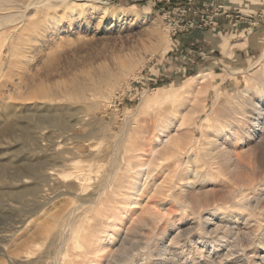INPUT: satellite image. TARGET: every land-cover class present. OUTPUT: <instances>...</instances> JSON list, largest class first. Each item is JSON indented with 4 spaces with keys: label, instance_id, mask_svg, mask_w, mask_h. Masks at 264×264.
Listing matches in <instances>:
<instances>
[{
    "label": "rangeland",
    "instance_id": "1",
    "mask_svg": "<svg viewBox=\"0 0 264 264\" xmlns=\"http://www.w3.org/2000/svg\"><path fill=\"white\" fill-rule=\"evenodd\" d=\"M102 1L115 9L124 8L125 13L102 14L98 10L99 4L93 0H0V23L3 24L0 29V134H9V139L0 136V175L8 183L0 186V236L10 235L9 231L14 226L20 230L14 238L15 242H9L8 251L15 250L16 245L27 238L36 237L38 225L51 214L68 207L72 200L69 195L53 199L44 209L49 213L41 212L30 217L32 206L18 211L12 209L14 205L11 203L12 199L22 197V189L36 188L38 183L27 180L28 184L24 186L18 183L14 185L11 181L13 174L39 169L49 164L54 154H63V151L67 152L64 156L69 167L89 168L93 165V170H96L101 165L103 169L100 167L99 170L103 174L117 167L119 172L115 170L116 176L107 190L110 191L109 195L106 194V200L111 198V201L108 200L106 207L112 205V209L116 206L121 210V199L115 201L112 191L116 190L118 181L124 179L126 185L136 171L135 164L146 143L143 137L151 136L165 117L172 114L175 106L185 102L184 99L190 101L191 105L196 100L194 89L189 94L185 91L190 90L197 76L208 74V91L200 93L198 97L202 111L189 128L173 132L178 136L191 132L196 144L201 140L202 130H207L211 124L217 125L220 120L224 111L221 102L238 98L243 89L254 86L256 75L264 73L263 59L262 65L256 69L257 74L250 76L248 71L231 78L227 75L228 71L237 69L247 71L264 55V0H234L233 3L229 1L215 6L208 5L210 3L206 1L207 8L199 7L198 3L203 4L202 1L191 0L178 6V9L170 6L172 2L168 1H162L168 6H161L156 0L137 6L136 3L126 4L124 0ZM254 1L262 5L258 11L250 7ZM30 4L33 6L30 7ZM64 4L77 9L65 11L61 8ZM23 6L28 7L26 14L23 13ZM182 11H186V14H181ZM165 13L172 19H166ZM24 15H27V19ZM170 22L173 25L178 23L179 31L176 34ZM157 29L164 33L166 39L160 44ZM243 41L246 45L239 47L237 43ZM13 49L21 52L18 57L11 53ZM182 86H185L184 91L178 93L180 97L176 105H172L170 100L145 102L146 98H154L160 89ZM212 109L215 111L210 114ZM54 118L67 121L81 118L85 126H76L70 133H77L78 139L75 136H67L66 140L55 139L58 146H52L48 151L46 146L49 144L47 141L40 142V136L42 133L52 137L58 135L51 125ZM40 125L43 127L37 129ZM136 145H139V149ZM246 146L239 144L238 151L245 154L250 150ZM258 152L251 158L246 155V161H243L246 167L239 170L238 178L254 180V173L264 171V162L263 166L257 162L261 157ZM95 154L100 158L96 160ZM132 162H135L134 166ZM178 162L184 168L188 157L184 156ZM51 164L56 167L50 165L49 168L60 170L58 162ZM163 178H159L158 187L164 184L161 183ZM236 180L234 178L229 182L226 178L217 177L207 184L195 185L191 195L188 194L195 204L198 200L206 202L205 206L213 202L221 204L218 217L208 226L202 224V219L207 217L205 207L197 210L195 204H191L192 200L181 202L176 199V189L163 193L158 187H152L139 195L135 205L124 207V221L120 230L103 244L110 250L124 244V264H232L242 256L243 251L253 255L251 249L245 250L242 245L246 239L240 238L239 243L238 238L243 237L249 226L243 217H252L251 221L256 226L255 214H249L242 208L235 210L231 203L223 202L231 200L225 196L238 184ZM257 180L256 177L254 182L257 183ZM262 181L261 184H264ZM170 192L171 197H168ZM31 196H23L22 200L27 201ZM92 217H96L94 227L101 225L106 218L104 215ZM16 219H26L27 222L25 225L18 224L19 220ZM218 225L221 226L215 231L216 236H225V240L206 244V240L212 237H206L207 233L213 232ZM259 235L262 233H258L254 239L263 237ZM157 242L167 249L166 257L152 252ZM92 247L89 245L87 251L91 252ZM0 264H9L2 255Z\"/></svg>",
    "mask_w": 264,
    "mask_h": 264
},
{
    "label": "bare ground",
    "instance_id": "2",
    "mask_svg": "<svg viewBox=\"0 0 264 264\" xmlns=\"http://www.w3.org/2000/svg\"><path fill=\"white\" fill-rule=\"evenodd\" d=\"M93 1L99 4L98 10L101 11L102 14L108 15L114 12L119 14L125 13V11L123 10L124 8L115 9L107 3H104L102 0ZM31 5L32 4H30L29 6L31 7ZM23 8L25 9H23V13L26 14L28 7L23 6ZM61 8L65 9V11L66 9H69V12H72L74 9H77L75 7L70 8L66 4H64ZM7 18L5 17V19ZM24 18L27 19V15H24ZM21 20L23 19L21 18ZM0 22L2 21L0 20ZM32 23H34V21H32ZM2 27L3 24L0 23V29ZM156 32L158 33V43H163L166 40L164 37V33H162L160 29H157ZM237 44L239 45V47H243L244 45H246V42L243 41ZM11 53H14V55L18 57L21 52L13 49ZM13 57L14 56L12 55V58ZM263 59L264 55L254 65L246 69L247 71L237 69L233 71H228L227 75H229V77L231 78L235 75H244L248 73V71V74L250 76H252L253 73L257 74L256 69H258V67L262 65L261 63ZM245 77H247V75H245ZM207 80L208 74L201 75L199 78L197 76V79L191 84L192 87L190 88V90L185 91L186 94H189L190 91L194 89L193 95L196 100L193 99V104H189L190 101L184 99L185 102L177 107L175 106L172 114L165 117V121L162 122V124L156 128V130L152 133L151 136L145 137L146 139H144L143 137L142 140L143 142H145L144 140H146V143L143 144L144 146L143 148H141L142 150L140 149L142 151V154L139 155V160L136 158V160H138V162L136 161L137 164H135L136 171H134V174L131 173L132 171L128 172L129 175L131 173L133 176L129 178L127 183L125 181L126 185H124V179L122 178L123 180H121L119 178L121 181H118L116 190L112 191L113 198L115 199V201L119 202V200L121 199V202H119L121 203V210H118V207L115 206L116 203L114 202V200L112 202H114L113 204L115 208L112 209V205L109 208L106 207V205L109 204H107L108 200L111 201V198H109V196V199L106 200V194L109 195L110 191L109 190L107 192V190L111 188L113 180L116 176V172H119L117 167L114 170L109 169L107 173L103 170L106 174H103L99 170L101 165L100 167L98 166L96 170H93V165L89 168L78 167L74 165H70L69 167L66 164L68 160L66 156H64V154L67 152L61 150L63 151V154L62 152L54 154V156L50 158L49 164L40 166L39 169L35 168L33 171L27 170L25 172H16L15 174H13L14 177L10 178L14 185L18 183L24 186L25 184H28L27 180L35 181V184L38 183L35 186L36 188L25 190L22 189L23 193L21 192V196L23 197L32 195L30 199L24 201L22 200V197H16V200L12 199L13 203H11L12 205H14L12 209L15 208V210L18 211L19 209L32 206V208L29 210V213H31L30 217L38 215L41 212L42 214L49 213L47 211H44V209L51 201H53V199L69 195L72 197V200L71 204L69 206L67 205L68 207L62 209L57 213L51 214L50 216H48L49 218L45 219V221L43 220L42 223L38 225L37 233L35 232L37 234L36 237H33L32 239L27 238L26 240L20 242L19 245H16L17 247L15 250L8 251L7 248H9L10 245L9 242L12 243L15 240L14 238L17 235L18 231H20L18 227L14 226L12 230H8L10 235L6 234L0 236V255L5 257L9 264H101L102 262L104 264H124V254L126 252L124 250V244L119 245L117 248H112L111 250L107 248L108 246L103 244L106 240L111 238L113 234L117 233V231L120 230V225H122L124 221V207L129 208L135 205L139 195L149 190L150 188L154 187L157 189L158 186L156 184L159 178L162 179V177L164 178L163 182L161 183L164 184H160L158 189L160 191L162 190L161 192L165 191V193L166 191L169 192L173 189H176L178 194L177 198L176 195H174V198L179 199L181 202H187L189 200H192L193 197L191 198L190 192L195 187V185L207 184L214 178L217 179V177H222L226 178L229 182H231L235 178L237 179L236 182L238 183L235 184V187L231 188L225 196L226 198H229L231 200L223 202L225 204L231 203L232 206L235 207V210L236 208H242L248 211L249 214L254 213L257 222L255 226V224H253V221H251L252 217L250 219L249 215L243 217L245 218L244 221H246V224L248 223L249 226L247 230H245L246 232L244 233L243 237L238 238V241L239 243H241L240 241L242 239H246L245 244L242 243V245L245 247V250L248 248L251 249V253L253 255H250V253L243 251V254L241 253L242 256L240 258L238 257V259L232 264H264V184H261V181L264 179V171H259L260 174L254 173V175L252 176L254 180H249L246 178L242 179L241 177L238 178L236 176L239 170L246 167V165L243 164V161H246V155L251 158V156L255 155V152H257L258 150L260 151L258 153H260L261 157L260 159L257 158V162H260L259 165L262 164L263 166L264 73L263 75H256L255 80L253 81L254 86L243 89L238 98H228L227 94L225 93L226 98L228 99L222 101V105L220 104L224 108L223 114L221 113L222 116L220 115V120L217 122V125L211 124L207 130H202L201 140H199L196 144V140L194 141L192 134L190 135L191 132L187 131L182 136L173 135V132L175 130L179 131L182 128H189L193 120L197 117V115L201 113L202 106L201 101L199 99V94L208 91L209 85L207 84ZM184 87L185 86H182V88H174L169 90L160 89L158 90L154 98H146L145 102H150L153 100V102L155 103H160V101L165 102L170 100V103L172 105H176V100L178 99V97H180L178 93H180V90L184 91ZM251 91H253V93L250 95ZM203 103L205 104V102ZM214 111L215 109H212L210 114H213ZM83 122L84 120L82 121L81 118L73 119L72 121H67V119L64 120L61 118H54L51 125L55 134L58 133V135L52 137L46 136L44 133H42V136H40V142L47 141V144L49 145L45 146L49 151L50 149H52V146L53 148L55 146H58V143L55 141V139L66 140L67 136H75L74 138H77V133H70L73 132L76 126H85V123ZM42 127V125L37 126V129H41ZM8 135H6V132L0 134V136L3 138H8ZM144 136L147 135L144 134ZM79 137H81L82 139V136ZM241 143L248 145L250 148L248 152H244L245 154L241 153V150H239L240 152L238 151L237 147ZM198 144L200 145V149L198 148L199 150L197 149ZM137 146L139 149V145H136V147ZM132 147L133 146H131V148ZM106 149L105 151H107ZM95 150L97 151V149ZM41 151L44 152L43 149ZM98 154L94 155L96 160L100 158ZM243 155H245V158L243 157ZM184 156L188 157V162L186 163L187 165L184 164V168H181V165L179 164L178 160H180ZM108 157L111 159L110 156ZM172 159H175V161L171 162ZM113 160H115V158ZM51 162H55V164L56 162H58L59 164L57 165L60 166V170L55 168H49L50 165L51 167H56L52 166L54 164H51ZM133 163L135 162H132V164ZM132 166H134V164ZM101 169L103 168L101 167ZM258 174L259 176H257ZM256 177L258 179L257 183L254 182ZM1 178L2 177L0 175V186L8 185L7 181H4ZM115 187L116 186H114L113 188ZM3 195L7 196L5 194ZM53 195H55L54 198ZM168 197H171V192L168 193ZM192 201L191 204L194 203V199ZM118 202L117 205L119 204ZM210 202H212V200ZM1 203L3 204V202ZM204 203L207 204L206 202H200L198 200L197 203H194L195 205H193L196 206L197 210H202L203 207H205L204 211L207 212V217L205 216L202 219L203 223H201L203 225L205 224L206 226H208V223H210V221H215L218 217V212L221 210H219V205L221 204L213 202L215 205L212 203L211 205H209L208 203V205L205 206ZM97 205L99 206L97 207ZM103 215L106 217H104L105 221H103L101 225H98V227L97 225L96 227H94L96 217L94 218L92 216ZM16 220L18 221L19 219ZM26 222V219L22 221L19 220L18 224L21 223L25 225ZM220 226H216L213 232L207 233V236L204 234L206 237L212 236L210 237V240H206V244L222 243L225 240V236H218L219 238L216 236L218 234H216L215 231L218 230ZM94 230L96 232H94ZM260 232L262 233V235L259 236L263 237L260 239H254L256 238V235ZM89 245L93 246L91 252H89V250L87 251V247ZM105 251H107L108 253L106 254ZM152 252H154L156 255L163 257L165 256L167 249L165 248V246L161 247L160 244L157 242L155 243ZM13 256L19 257L14 258ZM85 257L87 259H85ZM174 259L175 258H173V260Z\"/></svg>",
    "mask_w": 264,
    "mask_h": 264
},
{
    "label": "crops",
    "instance_id": "3",
    "mask_svg": "<svg viewBox=\"0 0 264 264\" xmlns=\"http://www.w3.org/2000/svg\"><path fill=\"white\" fill-rule=\"evenodd\" d=\"M152 1L153 0H148V1L147 0H124V3H126V4L136 3L135 6H137V5H140V3H143V2L151 3ZM201 1L203 2V4L198 3L200 8H205V7L207 8V6L205 4L206 1H209L210 4H208V5H214V6L217 5V4H219V3H225V2H229V1H231L232 3L235 2L234 0H220V1H218V0H205V1L204 0H199V2H201ZM239 1L241 2V0H239ZM257 1H259V0H256V2ZM156 2L159 5H161V6H168L167 3H163L161 0H156ZM182 4H187V0H174L172 2V5L171 4H169V5L177 8L180 5L182 6ZM234 4H236V3H234ZM250 7L251 8L253 7L252 10L258 11L259 10V7H262V5L261 4H258V3H255V1H254V4H251ZM245 8H249V7L246 6ZM250 12H252V11L250 10ZM219 20H221V19H219ZM221 21L223 22L225 20L222 19Z\"/></svg>",
    "mask_w": 264,
    "mask_h": 264
},
{
    "label": "built area",
    "instance_id": "4",
    "mask_svg": "<svg viewBox=\"0 0 264 264\" xmlns=\"http://www.w3.org/2000/svg\"><path fill=\"white\" fill-rule=\"evenodd\" d=\"M161 1L173 2L174 0H161ZM187 1L190 2L191 0H187ZM181 14H186V11H182ZM227 15H228V14H227ZM165 16H166V19H167V18H168V19H172L168 13H165ZM167 16H168V17H167ZM170 23H171V22H170ZM177 24H178L177 22L174 23V25L171 23V26H173V32H174V34H176V33L179 31V28H177V26H178Z\"/></svg>",
    "mask_w": 264,
    "mask_h": 264
}]
</instances>
